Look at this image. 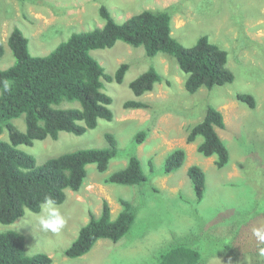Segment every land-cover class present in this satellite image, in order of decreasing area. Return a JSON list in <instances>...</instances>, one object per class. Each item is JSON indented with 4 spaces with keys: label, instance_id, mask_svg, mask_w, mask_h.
I'll return each mask as SVG.
<instances>
[{
    "label": "rangeland",
    "instance_id": "374dc122",
    "mask_svg": "<svg viewBox=\"0 0 264 264\" xmlns=\"http://www.w3.org/2000/svg\"><path fill=\"white\" fill-rule=\"evenodd\" d=\"M105 6L117 23L145 10H167L171 34L185 48L207 36L228 53V68L235 75L230 85L189 94L185 75L176 61L163 54L153 58L143 47L117 42L113 48L92 51L104 74L113 76L121 64L128 70L121 84L103 82V92L112 98L111 121L100 120L94 130L81 136L61 132L18 149L32 156L37 165L51 158L85 149L108 147L106 134L117 142V155L104 173L87 166V176L78 192L66 190L61 212L66 224L59 233L40 228L36 217L25 210L11 225L0 224V234L14 231L24 237L27 256L45 254L52 264H157L159 253L179 242L190 244L202 254V264H264V247L252 230L264 227V0H0V42L4 54L0 70L11 67L14 58L7 39L14 28L28 40L31 56L45 57L74 33L103 26L99 8ZM154 68L162 82L136 97L129 84ZM250 94L254 108L237 99ZM128 101L141 102L142 109H125ZM207 106L223 115L224 130H217L229 152V163L218 169L216 158H205L197 148L199 137L187 143L189 130L205 116ZM25 131L24 119L12 122ZM147 134L141 144L135 136ZM0 140L8 142L4 129ZM181 149L183 166L164 174L167 156ZM137 157L147 181L139 186L108 184L105 179L123 170ZM192 166L205 174V193L198 201L187 175ZM120 200L135 208L129 233L119 242L99 240L83 257L69 259L65 252L79 230L98 217L102 204L110 207L111 219L121 212ZM32 213V212H31Z\"/></svg>",
    "mask_w": 264,
    "mask_h": 264
},
{
    "label": "trees",
    "instance_id": "16d2710c",
    "mask_svg": "<svg viewBox=\"0 0 264 264\" xmlns=\"http://www.w3.org/2000/svg\"><path fill=\"white\" fill-rule=\"evenodd\" d=\"M26 2L27 0H16ZM103 21L101 28L72 34L66 42L58 45L45 57L31 56L28 40L14 28L7 45L14 58L11 67L0 70V136L8 132V142L0 140V224L11 225L22 218L25 210L39 212V204L50 195L61 205L66 200V190L78 192L87 176V166L95 165L99 173L107 171L110 161L117 155V142L106 134L108 144L104 149H85L51 158L42 165L20 151L19 146H33L36 141L47 138L56 141L61 132L81 136L94 130L100 120L111 121L112 98L103 92L104 79L121 84L128 65L121 64L113 76L104 74L92 51L111 49L117 42L132 48L143 47L145 55L153 58L158 54L173 58L186 76L184 88L195 94L200 89L230 85L235 75L228 68V53L210 42L207 36L197 39L194 46L185 48L171 34V15L167 10H145L117 23L105 6L99 8ZM4 54L0 42V59ZM4 82L9 90L3 89ZM162 77L150 68L129 84L136 97L153 90ZM237 99L254 108L250 94H238ZM125 109H142L141 102L128 101ZM24 119L25 131H19L14 120ZM223 115L207 106L204 118L188 133L187 143L201 138L197 151L205 158L215 157V165L223 169L229 163V152L217 130H224ZM147 131L136 134V144H141ZM185 153L178 149L171 152L164 162V174L180 169ZM187 175L193 185L198 201L205 193V174L197 166L188 169ZM141 163L131 157L127 166L105 179L108 184L139 186L146 182ZM122 210L111 219L110 207L102 204L100 215L90 214L77 238L66 250L69 259H77L90 252L99 240L119 242L131 230L136 218L135 208L129 201L120 200ZM202 254L190 244L179 242L159 253L157 264H202ZM0 264H52L45 254L27 256L24 237L17 232L0 234Z\"/></svg>",
    "mask_w": 264,
    "mask_h": 264
},
{
    "label": "clouds",
    "instance_id": "9594fccd",
    "mask_svg": "<svg viewBox=\"0 0 264 264\" xmlns=\"http://www.w3.org/2000/svg\"><path fill=\"white\" fill-rule=\"evenodd\" d=\"M9 83L4 82L3 89L9 90ZM29 211V210H26ZM34 215L40 228L46 232L59 233L65 226L66 220L61 212V205H59L54 198L46 195L42 202L39 204V212L31 213ZM253 236L260 244H264V227H257L252 230ZM260 255L264 256V247L259 249Z\"/></svg>",
    "mask_w": 264,
    "mask_h": 264
}]
</instances>
